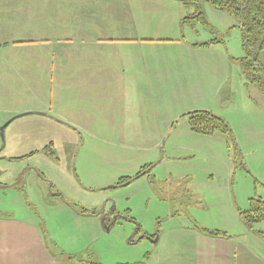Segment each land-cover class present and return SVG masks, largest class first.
<instances>
[{"label":"rangeland","instance_id":"rangeland-1","mask_svg":"<svg viewBox=\"0 0 264 264\" xmlns=\"http://www.w3.org/2000/svg\"><path fill=\"white\" fill-rule=\"evenodd\" d=\"M198 5L206 24H182L197 5L175 0H0V45L5 46L0 47V109L9 112L39 103L48 107L49 93L36 95L30 89L39 87L42 72H47L41 89L51 92L50 67L65 65L61 58L89 55L91 37L168 46L218 41L206 62L189 60L174 47L142 56L143 61L151 56L164 60L159 70L172 68L168 106L175 135L168 142L135 143L128 150L117 127L48 123L53 134L47 129L39 133L34 116L19 115L5 128L15 116L0 122V217L31 220L51 253L64 262L80 256L97 264L163 259L175 246L173 232L181 227L229 236L246 231L238 211H245L250 199L264 201V96L246 81L237 63L245 56L237 19L206 3ZM83 7H89L86 15ZM102 8L117 14H103ZM42 56L55 59L42 67ZM158 83L160 94L152 98L162 111L167 106L162 78ZM193 111L221 118L231 138L192 133L182 116ZM49 143L52 156L43 152ZM148 165L153 166L149 173L135 179ZM122 177L134 180L115 186ZM79 209L95 214L81 215ZM254 228L264 232V223Z\"/></svg>","mask_w":264,"mask_h":264},{"label":"crops","instance_id":"crops-1","mask_svg":"<svg viewBox=\"0 0 264 264\" xmlns=\"http://www.w3.org/2000/svg\"><path fill=\"white\" fill-rule=\"evenodd\" d=\"M90 7L93 9L92 5ZM83 9L86 10L81 14L86 15L89 7ZM102 13L117 14L115 9L110 8H102ZM195 22L196 20H188L182 24L192 25ZM96 29L106 31L104 26H97ZM170 43L175 46L159 44L154 40L108 35L91 37L86 45L90 50L89 55L69 60L61 58V63L65 65L50 67L54 71L49 77L51 92L41 89L44 80L48 78L47 72L44 75L42 72L40 77L44 80L38 81L39 87L30 89L29 92L36 95L46 96L49 93L52 103L48 107H41L39 103L38 106L23 110L9 112L0 109V114L8 116L7 119L1 117L0 122L13 116L14 120L20 116H34L39 123V133H45L47 129L53 134L55 133L46 127L48 123L77 129L102 127L106 130L108 127H117V130L122 129L119 141L124 144L123 149L128 150L135 143H163L165 138L168 142L175 135L173 116L172 113V117L169 116L168 106L169 96L173 95L171 89L169 92L168 84L172 68L159 70L160 63L164 60L153 61L151 56L150 60L143 61V54H154L155 51L158 54L160 47H174L177 49L175 51L184 52L187 59L195 60L194 62H206L208 58H213L208 54L213 45L199 47L197 43ZM0 47L5 46L2 44ZM39 59L43 61L38 62L42 65L55 58H49L48 61L47 57L42 56ZM68 63H72L70 69L66 67ZM158 78L163 80L161 90L167 101V106H161L162 111L159 100L152 98V94H160ZM142 96H147V99H142ZM259 232L261 231L254 228L252 231H241L235 236L230 235L229 238H215L194 228L181 227L173 232L176 235L173 238L175 246L170 248L163 259L157 256L139 264H264V239L259 236ZM0 264H63V261L51 253L45 244L42 231L31 220L0 217Z\"/></svg>","mask_w":264,"mask_h":264},{"label":"trees","instance_id":"trees-1","mask_svg":"<svg viewBox=\"0 0 264 264\" xmlns=\"http://www.w3.org/2000/svg\"><path fill=\"white\" fill-rule=\"evenodd\" d=\"M186 3L196 4L197 11L189 18L181 21L184 23L188 20H196L202 24H206L204 17L199 10V3H206L215 10L225 13L237 19L242 32L243 49L245 56L237 63L241 73L246 81L257 88L264 96V0H191ZM218 44L217 40L210 41L204 44H199V47H210ZM182 117H187L190 131L197 135L212 136L220 134L228 139L231 138V130L221 118L207 111H193L184 114ZM52 143L43 150L46 155H54L50 147ZM229 150L230 144L227 142ZM36 152L32 153L35 154ZM240 156V155H239ZM18 159V158H15ZM152 165L144 166L137 173L136 178L146 176ZM244 169L243 166H240ZM134 178L122 177L118 179L115 186L128 185ZM81 215H94V212H88L83 209L76 210ZM238 217L246 231H252L258 224L264 223V201L261 199H250L248 208L245 211H238ZM195 230L201 232L208 237L229 238L225 232L218 230H208L205 228L194 227ZM264 239V233H258ZM75 259V260H74ZM67 262L63 264H97L80 258V256L68 257Z\"/></svg>","mask_w":264,"mask_h":264},{"label":"water","instance_id":"water-1","mask_svg":"<svg viewBox=\"0 0 264 264\" xmlns=\"http://www.w3.org/2000/svg\"><path fill=\"white\" fill-rule=\"evenodd\" d=\"M175 1H179V2H187V1H191V0H175ZM13 120H14V119H12L11 121H9V122L4 126V128H5L9 123H11ZM4 128H2V129H4ZM2 131H3V130L0 131V136H2ZM152 242H156V239L152 240Z\"/></svg>","mask_w":264,"mask_h":264}]
</instances>
